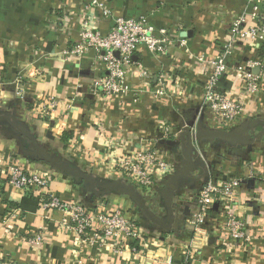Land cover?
Returning a JSON list of instances; mask_svg holds the SVG:
<instances>
[{"label": "crops", "instance_id": "0c3cea01", "mask_svg": "<svg viewBox=\"0 0 264 264\" xmlns=\"http://www.w3.org/2000/svg\"><path fill=\"white\" fill-rule=\"evenodd\" d=\"M90 0H0V261L3 264H264V93L248 99V114L220 126L203 107L207 76L196 57H215L247 6V0H109L115 17H147L187 43L165 56L138 48L135 61L153 75L130 78L135 97L106 99L93 86L102 69L91 52L84 58L63 56L81 41L78 19ZM71 13L60 29L57 14ZM76 15V17H75ZM94 15L101 19L100 11ZM111 21L104 22L107 34ZM260 61L264 49L247 46L238 61ZM235 65V64H234ZM264 83V66L253 69ZM234 78V77H233ZM179 86V88H178ZM222 88L238 90L236 79ZM163 91V95H158ZM20 93V94H19ZM55 99L57 108H51ZM45 107V108H43ZM45 111H44V110ZM162 123L175 138L161 139L158 150L173 174L145 191L113 169L118 155L148 147L160 138ZM10 163L30 173L49 175L52 191L79 203L91 214L100 203L110 211L124 207L141 228L138 245L124 243L121 253L81 244L65 233L62 215L46 217L40 199L13 189L5 170ZM255 177H248L249 169ZM231 177L242 179L235 206L247 224L251 243L242 247L225 231V207L216 203L203 231L190 219L204 185ZM18 210L19 217L3 224ZM44 235L41 247L26 236ZM137 247V253L131 249Z\"/></svg>", "mask_w": 264, "mask_h": 264}, {"label": "built area", "instance_id": "2783aa9c", "mask_svg": "<svg viewBox=\"0 0 264 264\" xmlns=\"http://www.w3.org/2000/svg\"><path fill=\"white\" fill-rule=\"evenodd\" d=\"M86 10L87 13L78 19L81 41L70 45L63 56L84 58L94 52L103 75L95 83L93 90L94 93L101 92L106 99L133 95L137 102L130 78L135 74L145 80L154 78L135 61L134 57L141 46L145 45L158 56L167 55L177 45L190 51L187 43L178 35L170 34L165 28H156L147 17H115L109 0H90ZM96 10L100 11L101 19L94 15ZM71 13L67 16L64 11L57 14L61 30L69 26ZM107 21L112 24L108 33L104 34L101 26ZM249 45L258 50L264 49V0H247L246 10L233 20L219 54L213 58L205 54L196 57L199 71L207 76L203 107L211 111L220 126L228 127L242 119L248 114L247 100L259 98L264 93L261 76L253 73V69L263 67V63L253 60L238 61L240 53ZM226 79L238 80V89L243 97L235 98L238 90L227 91L222 88V82ZM157 94L163 95L164 92L159 91ZM57 105V101L53 99L51 108L56 109ZM175 134L171 126L162 123L159 139L148 147L118 155L114 159L113 169L122 172L149 193L157 181L173 174V167L161 156L158 143L161 139L175 138ZM253 174L254 170L250 168L248 177H255ZM5 176L9 187L37 196L47 218L52 212L60 213L62 230L65 233L73 232L81 244L121 253L125 242L132 241L138 245L141 240V228L135 220L128 217L122 206L108 211L106 205L100 203L96 212L91 214L82 204L70 203L55 195L49 175L30 173L22 166L10 163L6 166ZM261 181L264 187V176ZM242 183V179L231 177L226 181L210 180L204 185L196 196V210L190 219L195 233L203 231L212 209L216 203H221L226 209L225 231L230 240L238 242L242 247L251 243L252 236L247 231V224L235 210V206L240 203L238 190ZM18 217L19 212L16 210L6 216L3 224L11 223ZM26 240L33 247L39 248L44 242V235H28ZM131 250L137 253L136 246ZM0 264L3 263L0 261Z\"/></svg>", "mask_w": 264, "mask_h": 264}, {"label": "water", "instance_id": "95a60500", "mask_svg": "<svg viewBox=\"0 0 264 264\" xmlns=\"http://www.w3.org/2000/svg\"><path fill=\"white\" fill-rule=\"evenodd\" d=\"M135 58V57H134Z\"/></svg>", "mask_w": 264, "mask_h": 264}]
</instances>
